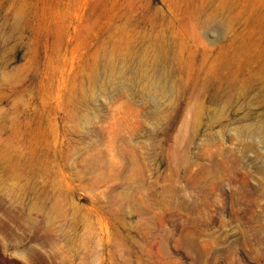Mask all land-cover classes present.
I'll return each instance as SVG.
<instances>
[{"label":"rangeland","instance_id":"374dc122","mask_svg":"<svg viewBox=\"0 0 264 264\" xmlns=\"http://www.w3.org/2000/svg\"><path fill=\"white\" fill-rule=\"evenodd\" d=\"M0 264H264V0H0Z\"/></svg>","mask_w":264,"mask_h":264}]
</instances>
